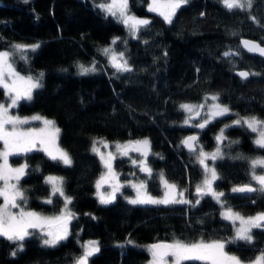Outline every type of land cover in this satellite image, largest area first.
Returning a JSON list of instances; mask_svg holds the SVG:
<instances>
[{"label": "trees", "instance_id": "obj_1", "mask_svg": "<svg viewBox=\"0 0 264 264\" xmlns=\"http://www.w3.org/2000/svg\"><path fill=\"white\" fill-rule=\"evenodd\" d=\"M104 1L0 0V50H9L14 43H38L35 52L26 53L27 60L17 56L14 66L22 75L44 73L43 87L15 110L52 118L61 129L58 144L72 159L71 166H66L35 149L10 156V163L28 165L19 185L26 197L21 206L58 212L62 204L59 195L51 196L52 203L42 201L49 193L43 176L52 173L63 178V190L72 198L68 209L75 216L67 239L54 248L41 245L37 232L30 230L35 234L26 238L24 250L12 256L15 245L0 237V264H73L82 254L84 239H94L99 245L89 264H144L147 255L139 245L155 241L231 240V223L219 216V205L209 195L199 197V204L133 205L122 194L111 204L98 203L93 183L101 167L90 151V142L94 138L147 137L152 153L147 160L153 169L152 178L144 179L147 190L158 193L160 172L192 198L200 170L194 153L180 147L182 137L193 131L182 124L180 104L198 103L205 95L219 93V102L233 114L264 119V59L242 51L238 42L245 37L264 46V27L249 19L254 16L264 24V0H254L250 10L231 12L220 0H189L171 25L148 11V0H129L133 14L151 21L138 33V39L96 6ZM112 37H120L112 47L125 52L132 72L116 73L101 52ZM228 50L240 54L225 58L223 53ZM93 62L95 72L79 74L78 63L89 66ZM235 69L258 75L242 80L234 74ZM230 118V114L217 118L199 135L198 144L211 147V134ZM225 136L223 158L214 163L221 177L215 190L225 193L222 200L226 206L242 214L264 210V193L231 192L233 186L250 183L248 161L264 157V149L256 147L253 133L245 127L227 128ZM113 165L123 172L131 169L125 158H116ZM252 235L251 243H227L225 251L244 261L264 253V228L253 229Z\"/></svg>", "mask_w": 264, "mask_h": 264}, {"label": "snow or ice", "instance_id": "obj_2", "mask_svg": "<svg viewBox=\"0 0 264 264\" xmlns=\"http://www.w3.org/2000/svg\"><path fill=\"white\" fill-rule=\"evenodd\" d=\"M28 0H25L27 3ZM254 0H220L222 6L228 11L234 10H250ZM189 3V0H150L148 3V11L156 13L163 18L164 22L171 25L177 15L178 10ZM97 7L107 16L117 19L129 31L133 38L138 39V33L141 29L147 28L151 21L147 18H140L131 13L129 8V0H106ZM203 15V13H201ZM254 23L264 27L260 21L250 16ZM120 41V37H114L108 47L101 49V52L108 56L111 66L116 73L132 72L133 68L129 64L125 56V52H117L112 45H116ZM126 44V41L124 42ZM147 43V41H145ZM242 47L251 53H258L264 56V46L261 43L241 40ZM40 45L14 43L10 45L9 50L0 51V89L4 90L7 100L0 102V142L3 144L0 150V197L3 203H0V237L5 238L15 245V249L11 255L16 256L18 252L24 250V241L26 238L34 235L31 230H38L42 234V244L45 247L54 248L69 235V224L75 218L74 213L68 209V205L72 202V198L63 190V178L48 176L46 183L52 186L51 195H59L64 199V209L61 214L53 217L42 216L33 211H25L21 206V202L26 203V197L20 188V180L27 174V164L20 167H12L9 164V157L12 155L27 154L31 152L37 145L42 146V150L54 161H59L66 166H71L72 159L68 152L60 148L57 141L61 129L56 126L54 120L34 115L32 117H20L11 114V110L18 107L21 101H30L33 92L43 87L44 73L40 72L38 76L21 75L15 68L16 57L27 60L26 53L35 52ZM239 50H228L223 53L225 58L239 55ZM167 56V52L164 53ZM80 75H87L97 70L95 62L89 66L77 64ZM66 71V70H64ZM199 71V69H197ZM237 75L242 80H247L252 75L248 71H239ZM210 99L215 101L204 109L205 104L191 105L181 104L180 109L187 115L184 119V125H189L203 130L217 118L233 114L229 106L219 103V93L211 95ZM203 113V114H202ZM237 118L230 124H225L216 135L217 147L212 152H206L203 147L197 148L199 143V135H190L185 137L181 144L186 147L190 153L195 154L196 163L201 166L204 179L200 185L196 187L197 196L211 195L217 202L225 205L226 210L222 213L225 220L235 224L239 221V227L235 230V235L229 241L212 240L205 241L203 239L193 242H186L181 239H173L172 241L157 242L147 247L151 255L150 264H185V262H203V264H245V262L237 255L229 254L225 251L227 243H235L236 241H245L251 243L253 241L252 230L256 228H264V212H260L255 216H242L239 212H235L231 207L226 206V202L222 200L225 197L224 192L216 191L214 184L221 179L214 163L218 159L223 158V152L220 145L223 144L227 137L225 129L238 126L245 127L250 132L256 134L253 143L257 148L264 149V119L257 116L241 117L238 113L233 114ZM199 119V122L193 124L192 121ZM30 121H42L44 127L41 128H24V125ZM97 143H101L104 147H108V142L104 140L93 141L92 151L99 155L101 163L107 170L102 174L101 178L96 182L97 195L101 204H111L115 201L117 193L125 186L118 179L117 173L113 168V161L116 154L108 152L107 155L102 153L96 147ZM231 143H238L232 141ZM117 153L128 156L130 152L139 153L141 159L132 160L133 165L138 166L139 170L146 174L148 179L152 178L153 169L148 163L147 157L150 154V142L147 139L129 141L123 145L117 143L115 145ZM158 155V154H157ZM243 159L244 157H237ZM209 161L213 163L210 165ZM250 165V181L243 185H236L231 188L233 193H264V157H256L249 160ZM261 169L258 173L256 170ZM134 175V174H133ZM159 179L165 191L163 197H153L147 192V180H141L138 183L128 182L136 191L135 198H127L128 202L133 205H171V204H192L184 198V190L178 189L177 185L169 182L163 173L159 174ZM110 181H114L111 183ZM108 183L111 191H100L102 186ZM199 199L195 204H199ZM46 203H52L51 196ZM13 209H19L18 212ZM129 244L133 241L129 240ZM99 251L97 241H88L83 245L82 254L74 259L73 264H89V258ZM252 264H264V253L257 257Z\"/></svg>", "mask_w": 264, "mask_h": 264}, {"label": "rangeland", "instance_id": "obj_3", "mask_svg": "<svg viewBox=\"0 0 264 264\" xmlns=\"http://www.w3.org/2000/svg\"><path fill=\"white\" fill-rule=\"evenodd\" d=\"M104 2H106V1H104ZM149 2H150V0H148V3H149ZM100 3H103V2H99V3H97L96 6H97L98 4H100ZM148 3H147V9H148ZM103 13H104V12H103ZM131 13H132V12H131ZM132 14H133V13H132ZM134 15H135V14H134ZM135 16L140 17V18H147V16H138V15H135ZM112 18H113L114 20L117 21L116 18H114V17H112ZM147 19H148V18H147ZM121 24H122V23H121ZM122 25H123V24H122ZM123 26H124V25H123ZM124 28L127 30L128 34L131 36V34L129 33L128 29H127L125 26H124ZM131 37H132V36H131ZM113 38H114V37H112L110 40L112 41ZM109 45H110V44H109ZM109 45H107V46H105V47H108ZM105 47H104V48H105ZM0 51H5V50H0ZM105 56H106L108 62L110 63L108 56H107V55H105ZM21 75H22V74H21ZM2 90H3V89H2ZM3 93H4V90H3ZM211 95H213V94L205 95V96L201 99V101H199L201 104H205V105H206V107H205V109H204L205 112L207 111V106H208V105H211V104H213V103H216L215 101H212V100L210 99ZM6 100H7V97L4 95V99H3V100H0V102H4V101H6ZM219 103H220V102H219ZM181 104H191V105H196V103H187V102H185V103H181ZM181 104H180V105H181ZM221 104H222V103H221ZM224 105H225V104H224ZM182 112L184 113V116H183V121H184V119L186 118V115H187V114H186L184 111H182ZM11 114H13V115H18V116H20V117H32V116H34V115H40L41 117L47 118V119H49V120H53L52 118H49V117L43 116V115L38 114V113L20 114V113H18V112L15 110V108L11 110ZM230 116H231V118H230V121H229L228 124H230L234 119L237 118V117H236L235 115H233V114H230ZM241 117H245V116H241ZM183 121H182V122H183ZM213 122H214V121H213ZM182 124L184 125V123H182ZM186 126H189V125H186ZM23 127H24V128H30V127H31V128H41V127H44V125H43L42 121H30L29 124L24 125ZM223 127H224V126H220V125H219V126L217 127L216 132H214V133L212 134V140H213V144H212V146L209 147V148H204V147H203V149H204L206 152H212V151L215 150V148L217 147V141L215 140V137H216V135L219 133L220 129L223 128ZM255 138H256V134L253 133V141H254ZM101 139L104 140V141H106V142H108V145H109V146L106 148V147H104V145L101 144V143H97V144H96V147L99 148L100 151H101L102 153H104L105 155H107L108 152H112V153L116 154V158H125V159L127 160V163L129 164L130 168H131L129 171H125V172H123V171H121V170H117V169L114 167V165H113L114 171L117 173L119 181L125 185V186L121 189V192H120V193H117V194H122L123 199H124L126 202H128V199H126V197H127V198H135V196H136V191H135L131 186L128 185V182L131 181L132 183H138L139 181L144 180L145 178H148V177L146 176L145 173H143V172H141V171L139 170V167H138V166H135V165H133V163H132V160H139V159H141L139 153H137V152H130L128 156H123V155H120L119 153H117L115 145H116L117 143L123 145V144H125V143H127V142H129V141L144 140V139H147V140H148V138L145 137V136H142V137H138V138H135V139L108 140V139H103V138H94V139L91 140V142H90V151H91V152L97 157V159L99 160V163H100V167H101V169H100V171H99V173H98V175H97V177L95 178L94 183H93V195H94V197H95V199H96V201H97L98 203H100V202H99V198H98V195H97L96 182L101 178L102 174L106 173L107 170L104 168L103 164L101 163V160H100V158H99V155L96 154V153H94V152L92 151V147H93V141H94V140H95V141H100ZM57 143H58V141H57ZM58 145H59V144H58ZM223 146H224V143H223L222 145H220L221 149H222ZM59 147L62 148L60 145H59ZM199 147H201L200 144L197 145V148H199ZM2 148H3V144H2V142H0V150H2ZM34 149H35V150H39V151H41L46 157L49 158V156H48V155L42 150V146L37 145V147L34 148ZM62 149H63V148H62ZM150 154H152V153H151V150H150ZM254 158H256V157H254ZM251 159H252V158H251ZM194 160L196 161V159H195V154H194ZM249 160H250V159H249ZM0 162H2V161H0ZM58 162H59V161H58ZM248 162H249V161H248ZM60 163H61V162H60ZM9 164H10L12 167H20L21 165H23V164H25V163H24L23 161H19V162H15V163L12 164V163H10V161H9ZM61 164H63V163H61ZM197 164H198V163H197ZM209 164L211 165V164H212V161H209ZM198 166H199V170H200V178H199V180L197 181V183H196L195 186H194V196H193L192 198H189V197L187 196L185 190H184L182 187L177 186L178 189H180V190H184V198L187 199V200H189V201H192V202H193L192 204H194L195 201H196L197 199H199V197H200V196H197V193H196V187H197V185H200V184L202 183L203 179H204V173H203V170H202V168H201L200 165H198ZM256 171L259 173V172L261 171V169H257ZM133 174H134V175H133ZM159 174H160V172H158V174H157V181H158V186H159V187H158V193L153 194V193H151V192H149V191L147 190V192H148L150 195H152L153 197H157V198H161V197H163V194H164V191H165V189H164V187H163V185L161 184V181H160V179H159ZM48 176L61 177L60 175H57V174L47 173V174H45V175L43 176V180H44L45 182H46V177H48ZM110 182H111V183H114V181H110ZM250 182L253 183V186H257V185H255V182H252V181H250ZM0 183H2V182H0ZM47 185H48V187H49V193H48V195H47L46 197L42 198V201H44V202H46V200L49 199L50 196H52V195H51V192H52V186H51L50 184H48V183H47ZM124 189H128V192H124V193H122V191H123ZM100 191H102V192H104V191H111V189H110V187H109V184H108V183H105V184L102 186V188L100 189ZM57 195H58V194H57ZM209 196H211V195H209ZM60 197H61V196H60ZM211 197H212V196H211ZM212 198H213V197H212ZM61 199H62V204L60 205L58 212H55V213H43V212H37V211L32 210V209H28V208H24V209H25V211H33V212H36V213H38V214H40V215H42V216H46V217L58 216V215L61 214L62 209H64V199H63V197H61ZM213 199H214V198H213ZM214 200L217 202L216 199H214ZM0 203H3V198H2V197H0ZM128 203H129V202H128ZM217 203H218V205H219V209H218L219 216H220L222 219H224L223 216H222V213L226 210V207H225V205H222V204L219 203V202H217ZM67 207H68V206H67ZM227 207H230V206H227ZM231 208H232V207H231ZM232 209H233V208H232ZM233 210H234L235 212H238V211L235 210V209H233ZM13 211L18 212L19 209H13ZM260 212H264V210L256 211V212H254V213H252V214H242V213H240V212H239V213H240L242 216L248 217V216H255V215H257V214L260 213ZM224 220H225V219H224ZM227 221H229V220H227ZM229 222L231 223V226H232V233H231V235H230V239H232L233 236L235 235V230H236V228L239 227V221H237L235 224H233L231 221H229ZM30 230H31V229H30ZM30 230H29V231H30ZM35 231L37 232V238H38L39 243H40L41 245H43V244H42V234L39 233L38 230H35ZM212 240H222V239H212ZM212 240H209V241H212ZM88 241H95V240H94V239H84L83 241H81L80 245H81V247H82V251H83V245H84L86 242H88ZM139 246H141V247L143 248V250L145 251V253H146V255H147L144 264H150V261H151V255H150L149 251L147 250V247H148L149 245H146V244H140ZM226 252H227V251H226ZM228 253H229V252H228ZM229 254H231V253H229ZM261 254H262L261 252H258V253L255 255V257H254L253 259L248 260V261H244V260H243V261L245 262V264H252V262L255 261L257 257L261 256Z\"/></svg>", "mask_w": 264, "mask_h": 264}, {"label": "water", "instance_id": "obj_4", "mask_svg": "<svg viewBox=\"0 0 264 264\" xmlns=\"http://www.w3.org/2000/svg\"><path fill=\"white\" fill-rule=\"evenodd\" d=\"M241 40H249V41L257 42L256 40L242 37V38H239L238 42H239V46H240V48H241L242 51H244V52H246V53H248V54H251V55L259 56V57H261L262 59H264V56H260L258 53H251V52H248L247 50H245V49L242 47V45H241ZM257 43H258V42H257ZM239 71H246V70H245V69H235V70H234V74L237 75V73H238ZM237 76H238V75H237ZM238 77H239V76H238ZM239 78H240V77H239ZM190 135H196V133H195V132H189V133L185 134V135L182 137L181 141H182L185 137H188V136H190ZM181 141H180V147H181V149H182L183 151H185V152H189V150L181 144ZM189 153H190V152H189ZM244 184H246V183H244ZM240 185H243V184H240ZM241 194H251V193H241ZM157 242H164V241H155V242L150 243L149 245L154 244V243H157Z\"/></svg>", "mask_w": 264, "mask_h": 264}, {"label": "flooded vegetation", "instance_id": "obj_5", "mask_svg": "<svg viewBox=\"0 0 264 264\" xmlns=\"http://www.w3.org/2000/svg\"><path fill=\"white\" fill-rule=\"evenodd\" d=\"M199 104H201V103H200V102L196 103V105H199ZM202 114H203V113H202ZM199 119H200V118H197L196 120H193L192 123L195 124V123L199 122ZM213 124H214V122L210 123V124H209L206 128H204L203 130L198 129V128H195V127H192V126H188V127H190V128L193 130V131H191V132H195L196 135H197V134L200 135L202 132L206 133L207 128H208L209 126L213 125ZM217 127H218V126H217ZM216 130H217V128L215 129V132H216ZM212 134H213V133H212ZM212 134H211V137H212ZM209 135H210V134H209ZM207 136H208V134H207Z\"/></svg>", "mask_w": 264, "mask_h": 264}]
</instances>
